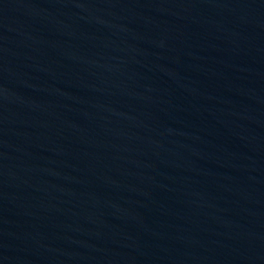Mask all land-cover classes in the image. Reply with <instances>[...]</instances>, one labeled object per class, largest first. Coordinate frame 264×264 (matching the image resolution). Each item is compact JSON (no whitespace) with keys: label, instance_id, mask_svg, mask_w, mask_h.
<instances>
[{"label":"water","instance_id":"1","mask_svg":"<svg viewBox=\"0 0 264 264\" xmlns=\"http://www.w3.org/2000/svg\"><path fill=\"white\" fill-rule=\"evenodd\" d=\"M0 264H264V0H0Z\"/></svg>","mask_w":264,"mask_h":264}]
</instances>
